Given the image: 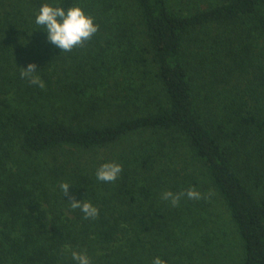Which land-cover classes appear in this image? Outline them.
<instances>
[{
  "label": "trees",
  "instance_id": "obj_1",
  "mask_svg": "<svg viewBox=\"0 0 264 264\" xmlns=\"http://www.w3.org/2000/svg\"><path fill=\"white\" fill-rule=\"evenodd\" d=\"M178 1L0 0V264H264V0ZM44 4L97 33L62 52Z\"/></svg>",
  "mask_w": 264,
  "mask_h": 264
},
{
  "label": "clouds",
  "instance_id": "obj_2",
  "mask_svg": "<svg viewBox=\"0 0 264 264\" xmlns=\"http://www.w3.org/2000/svg\"><path fill=\"white\" fill-rule=\"evenodd\" d=\"M35 23L40 25L47 32V39L50 43L61 49L62 52H70L76 47H84L85 43L97 33L98 25L94 24L93 18L87 16L80 7H69L65 11L62 7H52L48 4L41 6L39 13L36 15ZM37 66L29 63L26 68H21V79H27L29 84L44 88L45 84L41 78L36 75ZM122 166L118 163L108 162L102 164L96 170L97 180L105 183L115 182L120 173ZM63 197L67 196L68 202L72 209H79L85 219H95L99 212L98 209L90 202L77 200L69 191L70 185L67 182L59 185ZM214 195L211 191L206 195L196 191L194 188L173 193L165 191L162 193V199L170 201L172 206H177L182 197L187 196L188 199L199 200ZM72 259L76 264H91V260L86 252L72 251ZM153 264H165L159 257L154 258Z\"/></svg>",
  "mask_w": 264,
  "mask_h": 264
},
{
  "label": "rangeland",
  "instance_id": "obj_3",
  "mask_svg": "<svg viewBox=\"0 0 264 264\" xmlns=\"http://www.w3.org/2000/svg\"><path fill=\"white\" fill-rule=\"evenodd\" d=\"M185 1L186 0L178 1V2H180L179 5H181V8H183V9L187 8V5L185 4ZM213 206L215 208V211H217L219 213L218 214V216H219V220H218L219 224H222V225H224L225 223L228 224L230 221H229L228 214L226 213V210H224V206L221 203L219 205H216L215 201H213ZM231 257L233 258V252H231Z\"/></svg>",
  "mask_w": 264,
  "mask_h": 264
}]
</instances>
